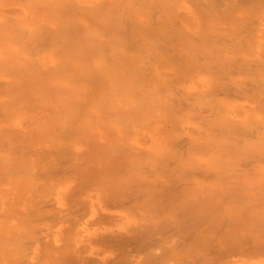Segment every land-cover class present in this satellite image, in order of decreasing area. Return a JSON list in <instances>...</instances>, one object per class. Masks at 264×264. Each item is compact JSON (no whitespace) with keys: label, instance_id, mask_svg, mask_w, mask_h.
Masks as SVG:
<instances>
[{"label":"bare ground","instance_id":"6f19581e","mask_svg":"<svg viewBox=\"0 0 264 264\" xmlns=\"http://www.w3.org/2000/svg\"><path fill=\"white\" fill-rule=\"evenodd\" d=\"M0 264H264V0H0Z\"/></svg>","mask_w":264,"mask_h":264}]
</instances>
